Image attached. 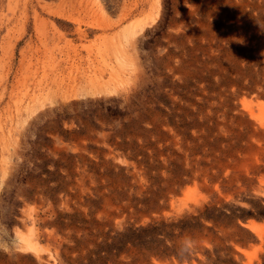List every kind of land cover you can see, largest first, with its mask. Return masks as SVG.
I'll return each mask as SVG.
<instances>
[{"label":"rangeland","instance_id":"rangeland-1","mask_svg":"<svg viewBox=\"0 0 264 264\" xmlns=\"http://www.w3.org/2000/svg\"><path fill=\"white\" fill-rule=\"evenodd\" d=\"M213 201L247 220L156 254ZM258 214L264 0H0V264H264Z\"/></svg>","mask_w":264,"mask_h":264},{"label":"trees","instance_id":"trees-1","mask_svg":"<svg viewBox=\"0 0 264 264\" xmlns=\"http://www.w3.org/2000/svg\"><path fill=\"white\" fill-rule=\"evenodd\" d=\"M231 139H225L221 135L217 134L216 129H212L207 134L200 136L194 140L196 146V153L200 154L203 159L208 157H214L216 152H221L225 154L227 149L223 147L224 144H230ZM207 151V152H206ZM137 156L134 157L136 159ZM202 164L207 165L205 162ZM223 190L229 191L231 189L222 186ZM239 213L238 210L230 208L229 206H219L215 201L205 205L203 208L198 209L197 214H186L183 218L179 219L177 222L167 223L165 221L156 222L150 228H147L148 231H153L163 236L159 242L162 244L161 249H157L156 254L160 257H171L175 256L180 261L184 259H192V254H196L195 250L190 249L187 245L183 246L181 249L177 247V242L183 236H191V240H194L195 233L199 230L204 232L205 230L209 231L213 235L211 243L215 242V239L218 236V231L221 226L228 227L233 224H238V220L246 221L247 215L245 211ZM252 216V215H250ZM257 218L264 219V215H257ZM205 222L213 223L212 227H207ZM208 236V235H206ZM171 241L173 245L170 247L167 245V242ZM206 261L202 262L198 258H195L199 264H235L232 259L222 260L219 256V250L215 249V254L217 257L214 259L212 253L209 250L205 251Z\"/></svg>","mask_w":264,"mask_h":264},{"label":"bare ground","instance_id":"bare-ground-1","mask_svg":"<svg viewBox=\"0 0 264 264\" xmlns=\"http://www.w3.org/2000/svg\"><path fill=\"white\" fill-rule=\"evenodd\" d=\"M80 70V69H79ZM70 75V74H69ZM67 78H69V77H67ZM60 79H61V77H60Z\"/></svg>","mask_w":264,"mask_h":264}]
</instances>
